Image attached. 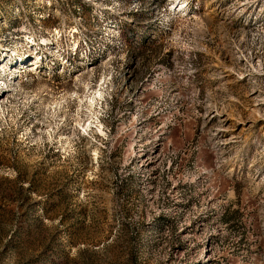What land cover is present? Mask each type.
I'll list each match as a JSON object with an SVG mask.
<instances>
[{
	"label": "rangeland",
	"instance_id": "374dc122",
	"mask_svg": "<svg viewBox=\"0 0 264 264\" xmlns=\"http://www.w3.org/2000/svg\"><path fill=\"white\" fill-rule=\"evenodd\" d=\"M0 264H264V0H0Z\"/></svg>",
	"mask_w": 264,
	"mask_h": 264
}]
</instances>
